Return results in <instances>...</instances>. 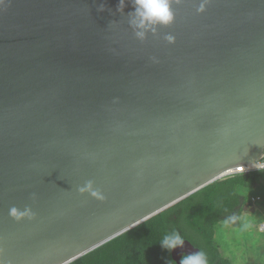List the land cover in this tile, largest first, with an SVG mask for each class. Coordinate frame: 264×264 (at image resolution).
<instances>
[{
    "label": "water",
    "instance_id": "water-1",
    "mask_svg": "<svg viewBox=\"0 0 264 264\" xmlns=\"http://www.w3.org/2000/svg\"><path fill=\"white\" fill-rule=\"evenodd\" d=\"M171 7L141 40L135 0H0L4 264H69L264 154V0Z\"/></svg>",
    "mask_w": 264,
    "mask_h": 264
},
{
    "label": "trees",
    "instance_id": "trees-1",
    "mask_svg": "<svg viewBox=\"0 0 264 264\" xmlns=\"http://www.w3.org/2000/svg\"><path fill=\"white\" fill-rule=\"evenodd\" d=\"M262 177L264 171L250 170L218 179L69 264H179L160 243L173 230L203 250L207 264H234L216 241V225L233 216L241 223L243 202L263 199L252 191Z\"/></svg>",
    "mask_w": 264,
    "mask_h": 264
},
{
    "label": "clouds",
    "instance_id": "clouds-1",
    "mask_svg": "<svg viewBox=\"0 0 264 264\" xmlns=\"http://www.w3.org/2000/svg\"><path fill=\"white\" fill-rule=\"evenodd\" d=\"M124 0H120V8L122 10ZM201 9L199 10H202ZM104 5H101L98 9L103 11ZM133 18L130 20V26L133 28L135 36L138 39H145L147 34L150 32L155 35L158 32L160 26L168 25L174 20V11L171 7V0H135V11L130 13ZM165 39L169 43L175 42V36L167 34ZM241 170H245V166H240ZM249 170L255 169L257 171H264V154L259 158L254 159L248 166ZM241 173V172H239ZM94 182L92 180L86 181L82 186L77 188V191L81 194L89 193L93 197L103 199V196L98 190L93 187ZM36 194L32 193V198L35 199ZM9 215L16 219H21L24 216L31 218L35 214L30 207H25L23 210L17 209L13 206L9 209ZM230 220L235 221L236 217H230ZM185 238L180 234L179 231L173 230L163 236L161 240V246L169 251L179 247H183ZM0 264H4L0 260ZM179 264H207V256L203 250H198L193 253L183 255L180 259Z\"/></svg>",
    "mask_w": 264,
    "mask_h": 264
},
{
    "label": "rangeland",
    "instance_id": "rangeland-1",
    "mask_svg": "<svg viewBox=\"0 0 264 264\" xmlns=\"http://www.w3.org/2000/svg\"><path fill=\"white\" fill-rule=\"evenodd\" d=\"M252 191L263 199L254 202L252 208L243 207L239 225L228 219L216 225V241L234 264H264V232L258 229L264 219V177Z\"/></svg>",
    "mask_w": 264,
    "mask_h": 264
},
{
    "label": "built area",
    "instance_id": "built-area-1",
    "mask_svg": "<svg viewBox=\"0 0 264 264\" xmlns=\"http://www.w3.org/2000/svg\"><path fill=\"white\" fill-rule=\"evenodd\" d=\"M251 170H255V169H251ZM246 171V169L245 170H240L239 172H245ZM250 171V170H249ZM256 199H259V197H253L252 198V200L253 201H255ZM258 229L260 230V231H263L264 232V220L263 221H261V222H259V224H258Z\"/></svg>",
    "mask_w": 264,
    "mask_h": 264
},
{
    "label": "flooded vegetation",
    "instance_id": "flooded-vegetation-1",
    "mask_svg": "<svg viewBox=\"0 0 264 264\" xmlns=\"http://www.w3.org/2000/svg\"><path fill=\"white\" fill-rule=\"evenodd\" d=\"M252 205L253 204H249V202H247V201H245V202H243V207H248L249 206V208H252ZM184 253H187V252H184ZM183 253V254H184ZM188 254V253H187ZM183 256V255H182Z\"/></svg>",
    "mask_w": 264,
    "mask_h": 264
}]
</instances>
